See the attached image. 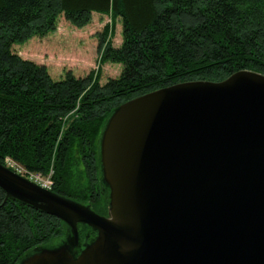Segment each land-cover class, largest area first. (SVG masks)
I'll return each mask as SVG.
<instances>
[{"label":"water","instance_id":"obj_1","mask_svg":"<svg viewBox=\"0 0 264 264\" xmlns=\"http://www.w3.org/2000/svg\"><path fill=\"white\" fill-rule=\"evenodd\" d=\"M107 120V215L0 162L7 197L69 228L16 264H264L263 73L158 88ZM85 227L95 235L82 237Z\"/></svg>","mask_w":264,"mask_h":264},{"label":"trees","instance_id":"obj_2","mask_svg":"<svg viewBox=\"0 0 264 264\" xmlns=\"http://www.w3.org/2000/svg\"><path fill=\"white\" fill-rule=\"evenodd\" d=\"M62 13L77 27L93 13L122 19V43L104 49L105 59L123 64L118 77L100 84L94 71L84 78L68 72L55 80L45 64L12 51L55 30ZM240 70L264 74V0H0V162L9 157L43 175L53 168L54 191L107 215L98 154L104 120L141 94L189 80L221 81ZM67 233L64 221L7 197L0 186V264H16L37 244Z\"/></svg>","mask_w":264,"mask_h":264},{"label":"rangeland","instance_id":"obj_3","mask_svg":"<svg viewBox=\"0 0 264 264\" xmlns=\"http://www.w3.org/2000/svg\"><path fill=\"white\" fill-rule=\"evenodd\" d=\"M122 31V19L119 17L114 18L111 14L93 13L88 24L77 27L62 13L56 20L55 30L45 36L34 35L25 42H18L13 45L12 51L25 59L45 64L55 80L66 78L68 72H72L76 78H84L90 76L94 71L93 79H97L100 84H104L111 78L118 77L122 71L123 64L120 61L105 59L104 57V53L109 46L117 47L122 43ZM101 33L103 39H105L102 51L99 50ZM77 105L80 106V103L78 102ZM73 115H75L74 108L64 118L66 122L62 130L66 129L74 119ZM107 121V119L104 120L100 129L98 145L101 130L106 126ZM9 159L11 158L7 157L4 161L6 166L37 184L53 190L54 181L52 180L54 178L52 179V176H39L30 173L22 165L11 162ZM51 171H53V168ZM67 237L70 239V235H67ZM69 242L71 243L72 240ZM43 244H37L33 249Z\"/></svg>","mask_w":264,"mask_h":264},{"label":"built area","instance_id":"obj_4","mask_svg":"<svg viewBox=\"0 0 264 264\" xmlns=\"http://www.w3.org/2000/svg\"><path fill=\"white\" fill-rule=\"evenodd\" d=\"M11 162H14V161H12L11 159H9ZM14 163H16V162H14ZM30 173H34V174H36V175H39V176H45V175H43L42 173H40V172H30ZM51 174H52V172L49 174L50 175V177H51ZM53 181V180H52ZM53 183V182H52Z\"/></svg>","mask_w":264,"mask_h":264}]
</instances>
